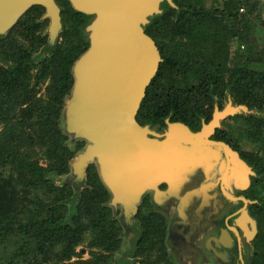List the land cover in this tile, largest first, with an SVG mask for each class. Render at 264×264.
I'll return each mask as SVG.
<instances>
[{
  "label": "water",
  "instance_id": "1",
  "mask_svg": "<svg viewBox=\"0 0 264 264\" xmlns=\"http://www.w3.org/2000/svg\"><path fill=\"white\" fill-rule=\"evenodd\" d=\"M69 1L76 12L90 18L85 23L90 46L75 66L76 85L69 108L71 132L90 143L73 165L77 177L83 180L89 164L95 163L102 181L109 188L118 189L114 201L131 204L143 192L153 189L158 196L165 193L176 201L180 199L175 208L179 210V219H184L191 198L208 191L199 188L186 192L187 182L195 179L194 173L209 169L223 157L222 200L231 204L233 215L228 218L231 224L222 230L226 249L223 253L214 252L226 264H249L255 254L259 223L251 212L254 202L240 191L236 194L234 189L242 187L237 178L248 179L249 173H256L229 145L210 140L222 120L247 109L228 105L223 111L216 110L214 119L197 132L180 123L169 124L164 140H159L161 134L137 121L147 88L163 62L147 29L167 11L181 13L185 9L174 0ZM34 6L45 9V18L51 21L50 41L55 44L63 28L62 8L56 0H0V35L11 30ZM163 182L169 183L168 193L158 189ZM78 198L76 194L66 202L71 215L77 213ZM128 207L132 209L129 215L137 211L136 204ZM139 237L140 234L132 239L128 255H133ZM233 247L236 252L230 253ZM123 260L131 263L127 257L120 258L118 263Z\"/></svg>",
  "mask_w": 264,
  "mask_h": 264
},
{
  "label": "trees",
  "instance_id": "2",
  "mask_svg": "<svg viewBox=\"0 0 264 264\" xmlns=\"http://www.w3.org/2000/svg\"><path fill=\"white\" fill-rule=\"evenodd\" d=\"M224 1L226 4L224 3L222 9L206 12L202 4L203 0H180L181 5L188 6L196 13H182L179 21H175L177 13L171 9L148 28L147 34L160 47L165 62L160 66L156 78L147 91V97H156L157 100L153 107L157 111L148 110L149 106L144 107L146 104L144 103L142 112H139L140 116L144 113L145 119H150V114L153 112L151 116L162 119L164 115L169 114L172 107L180 113L179 110H185L186 106L196 111L197 104L198 106L202 104L201 110L205 112V104L212 102L211 96L205 92V88L206 90L210 88V82L215 84L214 93L222 97L224 91L222 65L224 63L220 58L227 56L228 47L232 41L237 40L242 46L246 45L244 40L247 39V32L243 33L241 26L244 20L242 17L245 16H242V19L239 17L240 9L250 4V0ZM43 11L42 7L37 6L25 15L28 25H22V27L28 34L34 32L31 25L35 30L37 29L34 18L32 22H29L30 15L36 13V19ZM202 12L209 14L202 16ZM218 12L221 16L232 18L231 25L220 26V22L216 20L219 17ZM75 13L71 14V17L76 15L79 24L87 18L81 13ZM173 37L177 41L171 43V39H175ZM65 38L63 45L68 46L66 50L63 48L64 51H59L57 55L62 57L61 70H65L63 76L66 75L67 84L71 80V75L65 67V61L70 65L74 60L73 57L76 58L81 53V48L85 50L86 46L76 45L78 37L75 34L66 35ZM10 45L8 38L6 44L0 45V54L9 50ZM167 45L170 52L165 49ZM72 48H76L74 50L76 52ZM172 49L175 50L174 55L171 54ZM15 50H18V55ZM11 55L17 63V68L4 70V72L0 70V247L14 242L16 249L13 254L0 261V264H110L111 254L108 253L118 248L116 235L119 231L116 224L110 221V217L98 218L90 213L84 221L78 218L75 229L54 227L55 222L62 220L67 212L66 207H55L57 201L68 198L72 195V190L70 188L58 189L51 185L44 179V173L55 170L66 172L67 161L73 154L61 145L64 138L57 128L59 108L57 102L54 101L55 97L53 102L57 108L40 110L36 104L33 106V101L35 103L40 101L36 100L38 91L18 95L11 89L14 76L18 71L28 70L26 61L30 56L22 51L20 46H16ZM169 68L174 70L170 73ZM9 71H13V75L8 74ZM180 77H186L190 86L186 87L179 80ZM196 84L205 86L202 88L204 90L200 91V87ZM66 89L68 88L64 87L62 90ZM234 98L239 103H248L251 108L262 109L264 106V73L255 79L251 87L240 89V93ZM162 107L164 111L160 113L158 108ZM181 119L187 123H193L191 122L193 119L189 117L181 116ZM253 122L257 126L264 123L259 120H253ZM263 129L259 132L260 134L264 132ZM221 134L225 133L221 132ZM38 149L47 159L48 167L40 166V160L36 156L39 155ZM91 170L95 171V168L92 166ZM93 173L95 176L91 174L90 183L95 186L96 190L103 189L96 172ZM50 187L58 192L55 193L58 198L46 205L39 201L38 192L40 189ZM34 193L35 196L32 197ZM29 197L33 199L31 200L33 207L30 208L26 205ZM85 199L86 196H84ZM83 207L79 206L80 213ZM97 208L99 215L108 214L109 210L98 206ZM84 210L88 211L86 207ZM88 232L92 236L87 244L89 249L97 248L108 252L101 253L100 257L95 256V260L92 261L70 262L72 257L78 254L76 248L85 242ZM59 244L63 245V248L55 252L54 247ZM148 262L144 260L141 264H150ZM118 264L127 263L123 260Z\"/></svg>",
  "mask_w": 264,
  "mask_h": 264
},
{
  "label": "rangeland",
  "instance_id": "3",
  "mask_svg": "<svg viewBox=\"0 0 264 264\" xmlns=\"http://www.w3.org/2000/svg\"><path fill=\"white\" fill-rule=\"evenodd\" d=\"M56 1L62 8L61 16L63 28L62 31L59 33L55 44H52L50 41L49 28L51 21L48 18H45L46 11L43 7L42 8L44 9V11L39 15V17L35 19L36 13L30 15L29 17V22H32V18H34L35 25L37 26L36 30L34 29V26H30L31 28H33L34 32L28 34L24 30V27H22V25H28V21L27 18L25 19V15L37 6L30 8L20 18L17 24L6 34L0 35L1 44H6V40L8 38L11 44V48L9 50H5L2 54H0V70H3L4 72V70H15L17 68V63L14 61V58H12L11 55L12 50L16 46H20L22 51L30 55L28 60L26 61L27 67H29L28 70L18 71V73L14 76V81L11 84L12 88H10L14 90V93L18 95L26 93L30 94L34 90L38 91L36 100L40 101L39 103H35L33 101V106L36 104L40 110L46 108H57V105L53 102V98L55 97L54 101L57 102L59 108V114L56 122L57 128L60 131L62 137L64 138L62 141L63 143L61 145L65 149H67L69 153L73 154L71 159L67 161L66 172H59L58 170H55L44 173V179L50 182L51 185H54L58 189L70 188L72 190V195H70L68 198L57 201V205L55 207H66L67 212L62 220L58 221L57 223L55 222L54 227L56 229L68 227L75 229L77 226L76 223L78 218L80 217V221H84L86 220L85 218H88L87 216H89L90 213L98 216V218H102V216L105 218L110 217V221L114 222L119 228V231L116 235V241H118V248L112 253L110 251V253H108L111 254L109 257L110 264H118V260L120 258L125 257L129 259V261L131 262L130 264H141V262H144V260H148V263L150 264H205L204 261H209L210 258L204 256L201 257L200 255H194L192 248L188 245L190 243V240H194L196 238L195 235L197 233L198 226L200 229L199 232L201 230L205 231L202 225L205 220L203 221L200 218H198L197 221H195L194 219L188 221L187 219H179V210L177 209V207L175 209H168L164 205V202H166L165 198L167 197L164 192L163 193L165 195L161 194V196H158L153 191V189L147 190L143 192V194L138 198L137 202L133 200L130 204L122 200L114 201V193H117L118 189H111L109 188V186H107L105 182L102 181L97 164V171H90L91 166L89 164L86 170L85 178L81 180L77 177L73 165L75 162L78 161V156L86 151L87 146L90 143L85 138H82L80 135H78L76 132H71L69 108L73 101V91L76 85L75 66L81 56L85 54L89 49V33L86 32L85 24H81V22L80 25L73 17H71V14L76 11L73 9L69 0L68 2L66 0ZM225 2L226 1L224 0H205V11L208 12L210 10L216 11L218 9H222V7H224ZM175 12L177 13L175 21H179V19L181 18V13L177 11ZM187 12L193 13L190 10ZM203 14L207 16V14L209 13L202 12V16H204ZM164 15L159 18H156L154 20V23L158 19L164 17ZM218 16L219 17H217L216 20L220 22V26H224L225 24L226 26L231 25V23L233 22L232 18H226V16H221L219 15V12ZM241 17L244 19L241 23L242 31L243 33L244 31L247 32V39L244 40L246 45L242 46V44L237 42V40H234L230 43V46L228 47L227 56H222L223 59L220 58L222 63H224V65H222L224 69V77H222L224 91L222 97H219L214 93V82H210V88L208 90H206L205 88V92L207 93V95L211 96L212 103L213 105H215V107H217V110L218 107L220 108L219 103L222 100L224 108H226L228 105H231L235 107L242 106L247 109V112L243 111L234 116H228L227 118L222 120L221 127L219 128L221 132H224L226 136L231 138V141L234 143L237 152H240L238 154H241L243 156L242 157L240 155V158L243 161H245V156L251 163L258 162L259 166L262 169V174H258L259 176H253L249 173L248 179H245V177L237 178V180H239L238 184H241L242 187L241 189L237 187L234 189V191L238 195L240 191L244 196H246V194L252 191V189H260L257 184L258 179H264V132L262 134L259 133L260 131H262V128H264V123L260 126H257L253 122V120L264 121V106L262 107V109H259L257 107L251 108V106L245 101V103L237 102L234 96H238V94L240 93V89L244 87H251L255 79L264 73V0H250V4L248 7L244 6L240 9L239 18L242 19ZM91 18L94 19L93 16ZM74 34L78 37L76 45H85L86 49L83 50L81 48V53L76 58L73 57L74 60H72L70 65L65 61V67L68 68V72L71 75V80L66 84V75L63 76L65 70H61V67H63V64H61L62 57L60 58L57 53H59V51L63 52L64 49L66 50L68 45H63L66 39V35ZM172 41L177 40L175 38L171 39V43ZM67 42L70 43L71 41ZM62 45L64 47H62ZM158 48L160 50L159 46ZM165 49H168V52H170L168 45L167 47H165ZM72 50L74 51L76 50V48H72ZM15 52L16 55H18V50H15ZM174 52L175 50L172 49L171 54L174 55ZM160 53L162 56L161 50ZM162 59L163 62L160 64V66L165 62L163 56ZM172 70L174 69L169 68L170 73L172 72ZM8 74L13 75V71H9ZM39 78H41V80H39ZM154 79L152 80L151 84L153 83ZM179 80L183 82L186 87L190 86V83L188 82L186 77H180ZM196 86L200 87V91L204 90L202 88L205 87L199 84H196ZM64 87H67L68 89L62 90ZM147 91L146 97L144 98L139 110L140 113L142 112L141 110H143L142 107L144 103H146L144 107L147 105L149 106L148 110L152 109L153 112L157 111L153 107V104L157 99L156 97H147ZM194 100L196 101V98H194ZM202 106V104L199 106L197 104L195 108L197 112L194 111V108L191 109L190 106H186L185 110H179L178 108L177 110H179L180 113H178V111L174 110L172 107L169 114L163 116V118L166 117V120L164 121L165 123L159 122L162 119H156L155 117L151 116L153 112L150 114V119H145L146 116H144V113L140 116V113L138 112V115L140 116L139 120L142 122L141 124H143V127L146 126L144 124H149L147 126L154 127L151 131L154 133H158L159 135L161 134V137H157L159 138V140H163L165 133L168 130L169 124L180 123L185 126H188L192 131L196 132L195 128L192 127L190 123H187L181 119V116L189 117L190 119L196 120L197 124L195 127L198 130V126H200V121L204 123L206 121V117L209 114L207 109L210 107V104H205V112L201 110ZM163 109V107L160 109L158 108V111L160 113H163ZM155 120L157 121V123H155ZM38 153L39 155L36 156L40 160V166L48 167V161L43 157V154L40 149H38ZM255 165L251 166L253 170L257 171L258 168L255 167ZM93 172H96V175L98 176L101 185L103 186V189L96 190L95 186H92V184L90 183L91 174L95 176ZM249 179L250 182H248ZM244 181H247L248 184L246 185ZM52 191L53 193H51ZM55 193L58 192L54 191L52 187L40 189V192H38V199L40 202L42 201L43 203L48 205L50 202L57 200L58 197ZM153 193L156 194V203L153 199ZM76 194L79 196L75 203L78 207V210L75 215H71L72 211L70 212L69 205H67L66 202L73 198ZM34 196L35 193L32 194V197ZM84 196H86L85 200ZM148 196L151 197L150 200H152V203L154 205L150 206V208L144 209L143 216H141L140 220L138 219L137 214L140 207L144 203V199ZM169 198L172 197L169 196ZM31 200L33 199L29 197L28 201L26 202V205L29 206V208L33 207V205H31ZM179 200L180 199H178L176 202H179ZM250 201L254 202L252 206H255L257 208V211L262 214H257L261 217L260 218L258 216L259 218H257V220L258 223L262 222V224L260 225L262 227V225L264 224V193H262L261 199L256 198L255 200ZM132 204L133 206L134 204H136L137 211L133 215H129L132 212V209L128 206H132ZM79 206H81V208L82 206L86 207L88 211H85L83 207V210H81L80 213ZM97 206L102 209L109 210L108 214L106 213V215H99ZM192 206L195 210H201V207H204L203 205L200 206L199 204H194V202ZM228 210L230 209L224 207V214H227ZM153 212L155 213V216H153L155 218V221H153L154 218L151 217V214ZM194 223H197L198 225H194ZM138 234H140L139 240H137L133 255L130 256L128 254L132 251V239L135 238ZM260 234L262 237H264V228L260 230ZM91 237V233L88 232L86 234L85 242L80 244L76 248V252L79 255L75 254V256L72 257L70 262L77 263L89 260L92 261L95 260V256L100 257L101 253L106 254L108 252L97 248L93 250L89 249L87 244L90 241ZM254 243L255 254L253 258L255 259L259 256L258 258L264 260L262 256V254H264L262 253L264 249L262 248L261 251L257 248V238L255 239ZM62 248L63 245L59 244L54 247V250L55 252H58L61 251ZM15 249L16 244L14 242L7 243L1 246L0 261L5 260L6 256L13 254Z\"/></svg>",
  "mask_w": 264,
  "mask_h": 264
},
{
  "label": "flooded vegetation",
  "instance_id": "4",
  "mask_svg": "<svg viewBox=\"0 0 264 264\" xmlns=\"http://www.w3.org/2000/svg\"><path fill=\"white\" fill-rule=\"evenodd\" d=\"M174 1H175V3L177 4V6L179 8L185 9V11H182L181 14L182 13H187V11H189V10L192 11L193 13H196L194 10L190 9L188 6L181 5L180 4V0H174ZM204 2H205V0H203V2H202L203 5L205 4ZM186 9H188V10H186ZM73 14H76V13L74 12ZM72 17L77 22H79V20L76 17V15H74ZM88 20H90V18L87 17L86 19L83 20V22L81 24H85ZM156 45H157V43H156ZM222 101H220V103H219L220 108L218 107V111H223L224 110ZM216 110H217V107H215V105H213V103L211 102L210 107L207 109L209 114L207 113L208 116L207 117L205 116L206 117V121H205V123L200 121V126H198V128H199L198 130L195 127L196 124H197V121L194 120V119L191 121V122H193V123H191V126L195 128L196 132L200 131L204 124H209L214 119V114H215ZM139 117L140 116L138 115L137 116V121H138V123L141 126H143V124H141L142 122L139 120ZM165 118L166 117L162 118V120L159 121V122L165 123L164 122L166 120ZM155 123H157L156 120H155ZM144 125L147 126L149 124H144ZM149 128L152 130V128H154V127L149 126ZM151 138L155 139V138H157V136L156 137L155 136H151ZM210 140L213 141V142H224L227 145H229L232 148V150L237 152V149L234 146V143L231 141V138L226 136V134H221V130L219 128L216 129L215 133L210 137ZM238 153H240V152H238ZM222 158L219 161H215V163H213V166H211L209 169L205 167L206 170L203 169L202 171L194 173L195 179L191 180V181H188L187 182L188 185H187V188H186V192L190 191V190L199 189V188L200 189L204 188L205 190H208V191H206V193L205 192L204 193H197L196 196L191 198L192 201L190 200V203L188 204L190 206L189 207L190 209L186 210L185 213H184V219H187V221L188 220H192V219L197 221L198 218L202 219L203 221L205 220L203 222V224H202L203 225V229H205V231L201 230L199 232L200 229H199V226H198V230H197V233L195 235L196 238L194 240H190V243L188 244L192 248L194 255H196V256L200 255L201 257L204 256V257H209L210 258L209 261H204L205 264H226L227 263V262L224 263L220 258H218L216 256V253L214 252V250H216L219 253H221V252L223 253V251L226 249L223 246V241L222 240H224L225 243H226L227 240L225 238H223L222 230L228 224L229 225L231 224V223H229L228 218H229V216L233 215V210L231 208L232 207L231 204H229V202L226 203V202H224L222 200V197H223V193H222V183H223ZM244 160H245L246 163L247 162L249 163V164L247 163L249 166L256 164L255 167H257L258 169L257 168H255V169H257L258 172L256 170H254V171H255L257 176L262 174V169L259 166L258 162H254V163L252 162L251 163L245 156H244ZM90 166L91 167L92 166L95 167V171H97V166H96L95 163L90 164ZM207 173L208 174H214L215 176L210 177ZM257 184H258L260 189H255L254 188V189H252V191L248 192L246 194V196H245L248 200H255L256 198L261 199L262 193H264V179L263 180H259L258 179V183ZM169 188H170L169 187V183H167V182H163V183H161L159 185V189L162 192L168 193L169 192ZM152 195H153V199H154V201L156 203L157 202L156 194L153 193ZM150 199H151L150 196H148V197H146L144 199V203L140 207V209L138 211V214H137L138 219L141 220V216H143V211H144L145 208H150V206L154 205L152 203V200H150ZM165 199H166V202H164V205L168 209H170V208L175 209V205H176L177 202L174 199V197L169 198V194H168ZM193 202H194V204H199L200 206L203 205L204 207H201V210L200 209H196L195 210L193 208L192 204H191ZM173 205H174V207H173ZM224 207L230 209V211L228 210L227 214H224L225 213V211H223ZM192 211H193V215H192ZM251 212L253 213V215L256 218L260 217L259 215H257L260 212L257 211V208L255 206H251ZM151 215H152L151 217H153V216H155V213L153 212ZM205 215H207V216H205ZM153 221H155V218H154ZM261 224H262V222L259 223L260 230L263 229V225H262V227L260 226ZM194 225H198V224L194 223ZM256 238H257V242H258L257 248L259 250H261L262 248L264 249V244H263L264 243V241H263L264 237L261 236L260 231H259V234L257 235ZM262 241H263V243H262ZM209 244L214 248L213 250L209 246ZM234 250L236 252V247H233L231 249L230 253L234 252ZM262 253H264V251ZM262 256L264 258V254H262ZM258 257H256L255 259L253 258L254 259V261L252 260L253 263L251 261L249 264H264V260L260 259Z\"/></svg>",
  "mask_w": 264,
  "mask_h": 264
},
{
  "label": "bare ground",
  "instance_id": "5",
  "mask_svg": "<svg viewBox=\"0 0 264 264\" xmlns=\"http://www.w3.org/2000/svg\"><path fill=\"white\" fill-rule=\"evenodd\" d=\"M174 132V131H173Z\"/></svg>",
  "mask_w": 264,
  "mask_h": 264
}]
</instances>
